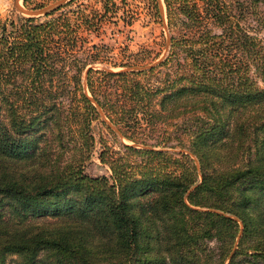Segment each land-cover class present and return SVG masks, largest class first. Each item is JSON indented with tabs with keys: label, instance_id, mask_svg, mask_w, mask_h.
<instances>
[{
	"label": "trees",
	"instance_id": "1",
	"mask_svg": "<svg viewBox=\"0 0 264 264\" xmlns=\"http://www.w3.org/2000/svg\"><path fill=\"white\" fill-rule=\"evenodd\" d=\"M164 2L165 77L144 88L141 72H102L115 89L97 103L143 145L101 151L109 177L84 171L99 113L79 75L91 63L70 65L73 30L0 20V264H264V0H233L234 14L226 0ZM152 127L179 134L156 148Z\"/></svg>",
	"mask_w": 264,
	"mask_h": 264
},
{
	"label": "rangeland",
	"instance_id": "2",
	"mask_svg": "<svg viewBox=\"0 0 264 264\" xmlns=\"http://www.w3.org/2000/svg\"><path fill=\"white\" fill-rule=\"evenodd\" d=\"M59 1L0 0V20L28 17L35 18L40 22L55 20L57 24L67 22V25L73 30L74 47L69 58L74 64L70 63V65L78 68L85 60L91 63L79 75L83 91L99 113V117H94L90 121V132L94 138L95 147L90 157L84 161V171L91 176L105 175L109 177L111 174L109 166L99 158L101 151L106 150L110 154L122 153L125 144L138 148H142L143 145H134V142L125 136V132L131 133L132 128L110 121L105 111L97 103V98L103 101L105 93L115 89L113 86L115 78L105 77L102 72H141L137 78L142 86L154 88L159 80L165 77L169 69L168 66L159 64L168 54L169 38L174 34V31H170L167 27L164 0H157L160 16L156 11L154 0H64L59 6L47 13L28 15L25 12L37 13ZM225 4L230 6L233 10L232 14H234L236 6H234L233 0H226ZM261 10H264L263 5H261ZM244 15L247 20L252 18L247 12ZM178 18L184 19L185 17L181 14ZM204 22L211 25L208 18H204ZM205 28L203 27V29ZM212 30L215 33L220 32L217 27H213ZM257 34L264 41V28L257 31ZM95 57H98V60L92 62L90 59ZM154 67L156 68L154 71H149ZM89 68L93 69L91 74L92 89L87 84L86 79V70ZM74 73L75 69L73 68L68 78L70 79ZM71 84L66 88V92L69 94L58 97V100L64 101L66 105L74 96L72 94L73 85ZM92 90L96 93H93ZM78 98H80L79 93ZM71 120V130L68 131H71L73 135L76 134L74 144L78 146L83 143V139L77 131L80 122L74 118ZM142 124L144 126V123ZM154 130V127L152 130H145L146 132L151 131L149 134H152L146 142L149 144H157L158 142L159 147L156 148L162 147L161 141L165 140L166 137L171 136L173 138L175 134H179L175 127L162 128L157 132ZM168 142V145H171L175 144L176 141L173 139ZM171 151L178 153V148ZM208 245L212 247L214 244L211 241Z\"/></svg>",
	"mask_w": 264,
	"mask_h": 264
},
{
	"label": "water",
	"instance_id": "3",
	"mask_svg": "<svg viewBox=\"0 0 264 264\" xmlns=\"http://www.w3.org/2000/svg\"><path fill=\"white\" fill-rule=\"evenodd\" d=\"M63 1H64V0H60V1L57 2L56 4L51 5V6L47 7V8H44V9L38 11L37 13L28 12V11H25V12H26V14H28V15H37V14H41V13H47V12H49L50 10L54 9L55 7L59 6Z\"/></svg>",
	"mask_w": 264,
	"mask_h": 264
}]
</instances>
